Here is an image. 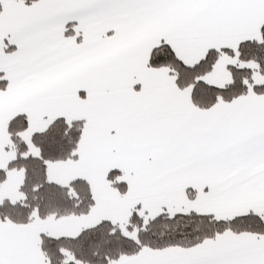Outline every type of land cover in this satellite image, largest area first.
<instances>
[{
    "label": "snow or ice",
    "instance_id": "6c2138e0",
    "mask_svg": "<svg viewBox=\"0 0 264 264\" xmlns=\"http://www.w3.org/2000/svg\"><path fill=\"white\" fill-rule=\"evenodd\" d=\"M0 264H264V0H0Z\"/></svg>",
    "mask_w": 264,
    "mask_h": 264
}]
</instances>
